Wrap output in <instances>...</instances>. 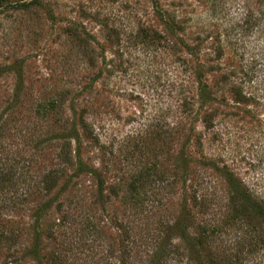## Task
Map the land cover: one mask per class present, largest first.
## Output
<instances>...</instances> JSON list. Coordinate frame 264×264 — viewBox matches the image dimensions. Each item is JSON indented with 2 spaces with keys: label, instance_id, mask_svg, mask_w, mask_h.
Segmentation results:
<instances>
[{
  "label": "rangeland",
  "instance_id": "obj_1",
  "mask_svg": "<svg viewBox=\"0 0 264 264\" xmlns=\"http://www.w3.org/2000/svg\"><path fill=\"white\" fill-rule=\"evenodd\" d=\"M0 143V264H264V0H2Z\"/></svg>",
  "mask_w": 264,
  "mask_h": 264
},
{
  "label": "trees",
  "instance_id": "obj_2",
  "mask_svg": "<svg viewBox=\"0 0 264 264\" xmlns=\"http://www.w3.org/2000/svg\"><path fill=\"white\" fill-rule=\"evenodd\" d=\"M2 3V0H0V4ZM2 144L0 143V147ZM62 158L66 160V154L62 153ZM78 169L79 171L89 173L91 176H93L96 179L97 188L98 191L101 192L103 188V181L100 179L99 175L93 170V169H87L81 162L80 159H78ZM229 174L226 176L228 177ZM5 173L0 171V186L3 188L2 191H5L4 189L7 184H9V180L5 178ZM229 185L232 190V197H231V203H232V209L233 214L239 218V215L241 216L240 219L243 217L249 216L247 212H252L251 214H255L256 216L262 217L264 216V203L262 201H258L256 197H254L252 194H250L248 191L244 189V187L240 186V183H238L236 180H234L231 175L229 176ZM49 203H44L41 205V207L37 210L36 217L37 220L34 225V234H33V240L31 243V246L25 251L28 256L33 258L36 262H40L41 258L44 259L43 256H40V239H39V231L38 229V223L41 217V214L43 211L48 208ZM189 218L186 215H182L177 218V220L169 227L167 228V237L164 240L165 248L163 251L160 252H153L148 258L146 259V264H161L164 260H167L169 257V251L166 248L168 245V239L169 237L174 234L177 236L179 242L183 247H185L186 250L189 252V256H192L191 261L194 264H220L217 260V254L212 253V251L206 249V246L209 245V243L213 242L214 240V231L207 230L206 232L203 230L199 231L198 233L194 234L192 237L187 232L188 222ZM2 226L0 224V239L3 238L4 232L1 230ZM5 239L7 241H10V236H6ZM263 243V242H262ZM261 243V244H262ZM178 250V249H177ZM176 252V251H175ZM174 252V253H175ZM239 259V254L235 256V260L237 261ZM49 264H59L58 258L54 255L50 257Z\"/></svg>",
  "mask_w": 264,
  "mask_h": 264
}]
</instances>
